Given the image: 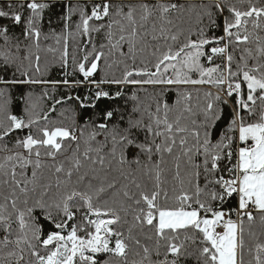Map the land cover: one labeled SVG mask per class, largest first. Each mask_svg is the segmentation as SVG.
Wrapping results in <instances>:
<instances>
[{"label": "snow or ice", "instance_id": "obj_1", "mask_svg": "<svg viewBox=\"0 0 264 264\" xmlns=\"http://www.w3.org/2000/svg\"><path fill=\"white\" fill-rule=\"evenodd\" d=\"M193 262L264 264V0H0V264Z\"/></svg>", "mask_w": 264, "mask_h": 264}, {"label": "trees", "instance_id": "obj_2", "mask_svg": "<svg viewBox=\"0 0 264 264\" xmlns=\"http://www.w3.org/2000/svg\"><path fill=\"white\" fill-rule=\"evenodd\" d=\"M60 9L56 8L54 10L55 13H59ZM53 19L55 21V16H53ZM53 27H56V30L59 31V27L58 25H56L55 23L52 25ZM49 29V25L45 24V31H48ZM75 41L73 40H69V52L70 54H72L74 52L75 49ZM46 44H50L53 47H57V45L55 44L54 40H49L46 42ZM58 57H59V53H56L55 56L52 53H46V52H42L41 53V72L44 73L43 76L39 77L42 79H47V80H62L65 78V70L60 66L59 61H58ZM67 71L69 73L72 72V62H71V58L69 60V67L67 69ZM105 69L103 64L101 65V70L98 72L97 74V78H99L101 75L105 74ZM109 72V74H115V75H119V69L116 68L115 66L113 67V69L111 70H107ZM7 78H10L7 77ZM68 79H73L72 76H68ZM47 87L49 88V90H51L52 86L51 85H9L8 88L11 91V96H12V103H11V111L15 114H21L22 113V108H23V104L20 101L19 97L21 96V94L23 93H27L29 91H31L33 93V99H38L41 94L43 89ZM190 88L193 89V96L195 98V96L197 95V92L195 91V89L197 88H201L202 86H188ZM206 87V86H204ZM58 91L55 93L56 98H59L61 96L63 97H67L69 94L76 96H83L87 93V88L85 87H79V88H72V89H68L66 86L63 85H58L57 86ZM126 91H128L126 89ZM51 94V92H50ZM142 97L145 95L144 93L140 94ZM201 99H200V103H203V91H201L199 93ZM171 101L170 102H174V95H171ZM195 102V101H194ZM121 104L123 103V101L120 102ZM45 105H50L51 104V100H47L44 101ZM73 110H75L78 113L83 114L84 110L80 109L78 106V103L75 100H71V101H67L64 105H58L57 106V111L52 113L51 119L53 120V122L59 123V122H63L64 124H69L71 122V117L73 115ZM64 111L65 112V116L68 117V119H64L63 117L60 116V112ZM89 113L91 110H88ZM194 264V262H193Z\"/></svg>", "mask_w": 264, "mask_h": 264}]
</instances>
